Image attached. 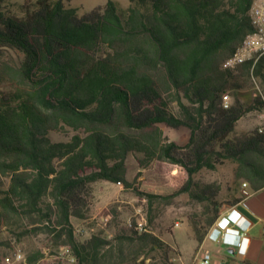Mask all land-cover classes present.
Masks as SVG:
<instances>
[{
    "label": "trees",
    "instance_id": "obj_1",
    "mask_svg": "<svg viewBox=\"0 0 264 264\" xmlns=\"http://www.w3.org/2000/svg\"><path fill=\"white\" fill-rule=\"evenodd\" d=\"M71 1H30L18 16L0 0V48L24 55L18 84L0 87V224L47 223L75 264H145L170 246L135 229L81 243L72 220L87 217L92 183L133 187L130 155L144 169L178 167L185 184L174 195L214 207L208 226L221 217V187L196 181L200 172L232 162L241 188L264 189V132L236 134L241 119L264 109V57L225 66L254 32L255 0H129L126 8L108 0L84 14ZM248 76L263 87L250 105L239 96ZM162 125L188 129L187 144ZM136 191L151 204L162 198ZM195 232L203 243L207 233Z\"/></svg>",
    "mask_w": 264,
    "mask_h": 264
},
{
    "label": "rangeland",
    "instance_id": "obj_2",
    "mask_svg": "<svg viewBox=\"0 0 264 264\" xmlns=\"http://www.w3.org/2000/svg\"><path fill=\"white\" fill-rule=\"evenodd\" d=\"M35 0H4L3 6L11 13L22 16L24 7ZM108 0H72L71 5L78 7L84 14L97 6L104 5ZM121 8L129 5V0H115ZM24 55L16 50L0 48V87L10 88L18 84L13 73L18 68ZM243 89L239 96L243 102L253 104L256 94L263 90L260 81L248 76L242 81ZM230 104L233 96L229 95ZM161 128L171 141L183 146L187 130L169 129L165 125ZM264 130V109L254 111L241 119L236 134L249 133L255 129ZM56 141L66 140L64 134H53ZM128 179L133 187L125 188L123 185L108 181H97L90 185V210L85 219L72 220L75 227L76 238L81 243L88 242L93 236L114 239L124 230L132 229L129 222L137 224L145 219L147 230L170 246L169 256L155 252L150 258L142 257L145 264H196L195 259L200 253L202 243H198L196 252L197 226L208 236L213 226L208 221L214 216V207L207 209V205L192 198L189 193L174 195L185 184V177L178 167H169L154 162L147 169L141 168L135 155L128 159ZM236 165L226 162L215 171L204 170L200 172L196 181L203 184H217L221 187L219 201L222 204L221 216L230 211L233 202L242 198L241 182L235 178ZM6 182V181H5ZM137 189L143 193L161 196L153 204L147 197L140 196ZM249 192V191H247ZM250 192L254 193L252 190ZM174 195V196H173ZM171 199H164L171 197ZM106 218L108 220L106 221ZM39 228L38 230L35 229ZM195 237V238H194ZM59 239L56 234L47 229V223L31 226L24 222L22 228L4 226L0 224V264H29L28 257L38 251L44 254L39 264H75L72 248ZM181 247L184 263L181 261ZM196 253V254H195ZM235 249L230 255H235ZM264 257V256H263ZM10 258V261H8ZM20 258V259H19Z\"/></svg>",
    "mask_w": 264,
    "mask_h": 264
},
{
    "label": "built area",
    "instance_id": "obj_3",
    "mask_svg": "<svg viewBox=\"0 0 264 264\" xmlns=\"http://www.w3.org/2000/svg\"><path fill=\"white\" fill-rule=\"evenodd\" d=\"M252 24L254 26V32L247 36L243 44L240 46L236 54L229 59L225 66L227 68H235L236 66L244 63H252L254 66L257 62L264 57V0H255L251 12H250ZM224 105L229 107V96H224ZM264 132L263 129H260ZM249 191V192H247ZM242 194L244 197L250 196V187L247 182L242 184ZM236 211L227 212L223 214L217 223L213 226L212 230L208 234V237L213 241H223L227 245L238 247V251L241 254H246L248 248H244V242L246 240L243 237L241 242L237 241V238L244 233L243 229L237 224L241 221V217L238 214H234ZM238 219V220H237ZM108 218H106V221ZM129 227L135 229L139 233L148 232L147 222L145 219L140 220L137 224L129 222ZM20 259V258H19ZM10 261V258H8ZM212 256L209 251L201 249L200 253L195 259L196 264H211Z\"/></svg>",
    "mask_w": 264,
    "mask_h": 264
},
{
    "label": "crops",
    "instance_id": "obj_4",
    "mask_svg": "<svg viewBox=\"0 0 264 264\" xmlns=\"http://www.w3.org/2000/svg\"><path fill=\"white\" fill-rule=\"evenodd\" d=\"M186 130L184 133L187 136L185 144H187L190 137V131ZM233 210L236 211L234 214H239L241 217V221L237 225L243 229L242 233H244L243 236L237 238V241L241 242L243 237L246 238L244 248H248L247 253L241 254L238 247L227 245L223 241H213L208 236L200 247L211 253V264H264V189L254 193L251 192L250 196L244 197L229 212ZM176 245L180 249L181 261L184 263L181 247L177 243ZM196 246L197 252L199 248L197 240ZM231 249H235L236 252L233 256L229 252Z\"/></svg>",
    "mask_w": 264,
    "mask_h": 264
},
{
    "label": "water",
    "instance_id": "obj_5",
    "mask_svg": "<svg viewBox=\"0 0 264 264\" xmlns=\"http://www.w3.org/2000/svg\"><path fill=\"white\" fill-rule=\"evenodd\" d=\"M233 250L231 249V250H229V252H232Z\"/></svg>",
    "mask_w": 264,
    "mask_h": 264
}]
</instances>
